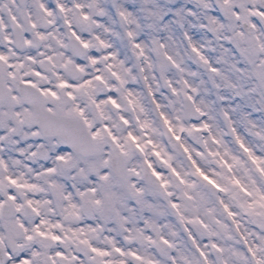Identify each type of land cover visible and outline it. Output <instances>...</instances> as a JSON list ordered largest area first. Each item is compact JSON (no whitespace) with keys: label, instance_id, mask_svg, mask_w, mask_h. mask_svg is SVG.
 Returning a JSON list of instances; mask_svg holds the SVG:
<instances>
[{"label":"snow or ice","instance_id":"obj_1","mask_svg":"<svg viewBox=\"0 0 264 264\" xmlns=\"http://www.w3.org/2000/svg\"><path fill=\"white\" fill-rule=\"evenodd\" d=\"M0 264H264V0H0Z\"/></svg>","mask_w":264,"mask_h":264}]
</instances>
